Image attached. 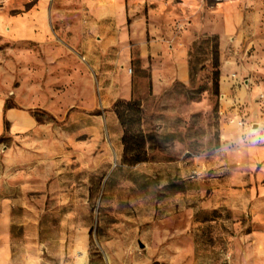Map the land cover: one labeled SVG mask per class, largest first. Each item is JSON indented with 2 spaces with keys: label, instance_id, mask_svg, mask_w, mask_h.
<instances>
[{
  "label": "rangeland",
  "instance_id": "rangeland-1",
  "mask_svg": "<svg viewBox=\"0 0 264 264\" xmlns=\"http://www.w3.org/2000/svg\"><path fill=\"white\" fill-rule=\"evenodd\" d=\"M85 1L0 0L5 20L40 3L58 32L0 34L9 264H264V158L236 168L251 127L264 147V0H118L128 99L83 59Z\"/></svg>",
  "mask_w": 264,
  "mask_h": 264
},
{
  "label": "crops",
  "instance_id": "crops-1",
  "mask_svg": "<svg viewBox=\"0 0 264 264\" xmlns=\"http://www.w3.org/2000/svg\"><path fill=\"white\" fill-rule=\"evenodd\" d=\"M39 5L37 4L27 12L6 20L1 17L0 34L13 39L28 40L41 44L52 43L54 34L58 32L51 27L46 11L43 8H38ZM82 19L79 47L84 53L83 59H86L94 80L102 90L110 94V97L116 99L127 96V99L130 98L133 94L132 79L128 71L130 69V34L127 26L126 54V35L123 30L126 14L123 3L118 0L85 1ZM154 48L155 43H151L150 47L144 48L142 54L153 56L156 51ZM4 121V101L0 98V134L4 130ZM8 121L14 131L29 124V122H26V117L19 114L16 118H8ZM246 141L244 144L245 154L239 156L236 160L238 162L236 168L239 171H243L248 167L251 168L256 161L264 158V147L256 145L252 135H247ZM8 160L7 165L10 167H14L17 163L23 161L20 159V155L16 154L7 157V162ZM19 170H15V172ZM13 173L11 172V174ZM13 176L16 177V173ZM4 185L13 189L16 188V183L12 184L9 180L4 183L0 177V188L1 186L3 188ZM13 209V195L6 196L0 192V264H9Z\"/></svg>",
  "mask_w": 264,
  "mask_h": 264
},
{
  "label": "clouds",
  "instance_id": "clouds-1",
  "mask_svg": "<svg viewBox=\"0 0 264 264\" xmlns=\"http://www.w3.org/2000/svg\"><path fill=\"white\" fill-rule=\"evenodd\" d=\"M249 132H250V134L252 135V136H260L261 134H262V130H261V128L260 127H251L250 129H249Z\"/></svg>",
  "mask_w": 264,
  "mask_h": 264
},
{
  "label": "built area",
  "instance_id": "built-area-1",
  "mask_svg": "<svg viewBox=\"0 0 264 264\" xmlns=\"http://www.w3.org/2000/svg\"><path fill=\"white\" fill-rule=\"evenodd\" d=\"M130 71V70H129ZM242 122H238L239 125H241Z\"/></svg>",
  "mask_w": 264,
  "mask_h": 264
},
{
  "label": "water",
  "instance_id": "water-1",
  "mask_svg": "<svg viewBox=\"0 0 264 264\" xmlns=\"http://www.w3.org/2000/svg\"><path fill=\"white\" fill-rule=\"evenodd\" d=\"M141 246V244H139Z\"/></svg>",
  "mask_w": 264,
  "mask_h": 264
}]
</instances>
